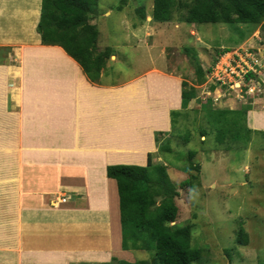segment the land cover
I'll list each match as a JSON object with an SVG mask.
<instances>
[{"label":"crops","instance_id":"obj_1","mask_svg":"<svg viewBox=\"0 0 264 264\" xmlns=\"http://www.w3.org/2000/svg\"><path fill=\"white\" fill-rule=\"evenodd\" d=\"M41 13L42 0H0V264L135 263L107 168L145 167L157 154L185 80L153 65L91 80L42 44ZM247 127L264 133V105Z\"/></svg>","mask_w":264,"mask_h":264},{"label":"rangeland","instance_id":"obj_2","mask_svg":"<svg viewBox=\"0 0 264 264\" xmlns=\"http://www.w3.org/2000/svg\"><path fill=\"white\" fill-rule=\"evenodd\" d=\"M153 6L154 0H98L90 19L97 21L101 33L99 50L110 46L113 55L106 66L110 65V72L106 68L98 80L133 75L137 67L149 65L183 76L192 100L188 110L178 111L172 132L159 137L160 145L169 141L171 152H157L152 157L154 164L166 167L179 193L174 224L192 226V246L202 251L197 264H264V135L253 133L246 147L229 137L221 145L209 117L214 110L245 111L264 105V22L255 26L190 25L183 22L186 12L175 10L171 22L156 23ZM142 11L145 17L151 16L150 22L143 19ZM225 50L230 52L223 54ZM252 51L262 62L259 78L253 79L254 92L250 82L242 84L240 79L231 86L207 81L217 65L234 58L239 61L237 56ZM53 55L66 60L58 51L53 50ZM191 151L196 152L192 160L188 157ZM191 165L197 171H191ZM191 174L197 177L193 188L179 189ZM161 201L158 199L157 206ZM241 227L248 235L246 246L237 243ZM132 253L135 262L160 264L154 251Z\"/></svg>","mask_w":264,"mask_h":264},{"label":"trees","instance_id":"obj_3","mask_svg":"<svg viewBox=\"0 0 264 264\" xmlns=\"http://www.w3.org/2000/svg\"><path fill=\"white\" fill-rule=\"evenodd\" d=\"M98 7V0H42V13L37 32L44 46L62 48L76 61L85 75L98 80L106 70L107 61L113 56L112 48L100 51L99 30L90 22V16ZM175 10L185 11L184 23L190 25L227 24L260 25L264 22V0H154L152 19L156 23H168ZM143 19L146 18L143 14ZM225 50L223 54L229 53ZM199 77L203 76L201 67ZM189 84L182 83V110H188L192 100ZM251 109L240 111L214 110L209 117L217 132V142L224 144L229 137L233 143L241 142L246 147L250 135L260 133L247 127V115ZM180 114V113H179ZM178 112L171 113L172 129ZM231 116V117H230ZM172 132V131H171ZM157 133L158 152H171L169 141L160 145ZM264 135L263 132H261ZM196 152L188 155L192 160ZM153 155L141 166H109L107 176L118 186L124 251H154L160 264H197L202 251L192 246V226H178L175 199L179 196L164 165L154 164ZM191 171L198 167L191 165ZM195 175L179 184V189H192ZM162 199L159 206L158 199ZM237 243L248 244V235L240 228ZM85 264V263H84ZM111 264H151L150 261L130 263L113 259Z\"/></svg>","mask_w":264,"mask_h":264},{"label":"built area","instance_id":"obj_4","mask_svg":"<svg viewBox=\"0 0 264 264\" xmlns=\"http://www.w3.org/2000/svg\"><path fill=\"white\" fill-rule=\"evenodd\" d=\"M255 54L257 55V53L252 51L244 57L237 56L239 61L234 58L230 62L226 61L225 64L220 63L208 74L207 81L210 80L211 83L215 81L222 82L221 84L223 85L221 86H231V83H234L236 79H240L239 82H242V84L250 82L254 87L251 91L254 92L256 89L253 79H258L262 71V62L257 59ZM258 94L254 93L253 95ZM61 201L65 202L66 199L63 198Z\"/></svg>","mask_w":264,"mask_h":264}]
</instances>
